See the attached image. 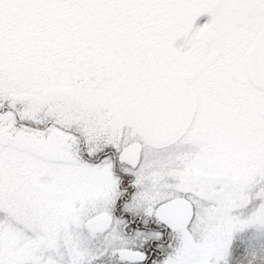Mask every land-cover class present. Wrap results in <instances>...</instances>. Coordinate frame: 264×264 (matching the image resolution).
I'll list each match as a JSON object with an SVG mask.
<instances>
[{"label":"snow or ice","instance_id":"1","mask_svg":"<svg viewBox=\"0 0 264 264\" xmlns=\"http://www.w3.org/2000/svg\"><path fill=\"white\" fill-rule=\"evenodd\" d=\"M264 0H0V264H264Z\"/></svg>","mask_w":264,"mask_h":264},{"label":"rangeland","instance_id":"2","mask_svg":"<svg viewBox=\"0 0 264 264\" xmlns=\"http://www.w3.org/2000/svg\"><path fill=\"white\" fill-rule=\"evenodd\" d=\"M241 238L245 243L259 244L264 249V223L240 216L226 228L219 229L208 244V250L218 259H224L230 252L233 240Z\"/></svg>","mask_w":264,"mask_h":264},{"label":"trees","instance_id":"3","mask_svg":"<svg viewBox=\"0 0 264 264\" xmlns=\"http://www.w3.org/2000/svg\"><path fill=\"white\" fill-rule=\"evenodd\" d=\"M233 242H236L237 244H239V243H245V242L243 241V239H241V238H236L235 240H233ZM233 242H232V244H233ZM231 246H232V245H231ZM255 247H256L257 249H260L259 244H256Z\"/></svg>","mask_w":264,"mask_h":264}]
</instances>
